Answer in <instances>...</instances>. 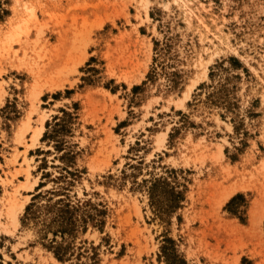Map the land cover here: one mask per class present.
Instances as JSON below:
<instances>
[{
    "label": "rangeland",
    "instance_id": "374dc122",
    "mask_svg": "<svg viewBox=\"0 0 264 264\" xmlns=\"http://www.w3.org/2000/svg\"><path fill=\"white\" fill-rule=\"evenodd\" d=\"M0 264H264V0H0Z\"/></svg>",
    "mask_w": 264,
    "mask_h": 264
},
{
    "label": "bare ground",
    "instance_id": "6f19581e",
    "mask_svg": "<svg viewBox=\"0 0 264 264\" xmlns=\"http://www.w3.org/2000/svg\"><path fill=\"white\" fill-rule=\"evenodd\" d=\"M23 20V19H22ZM29 20L30 19H25L22 23H20V24H17V25H15L14 26V28H12V30L9 32V34L7 35V37H6V40L4 41V44H9V47H11V43L12 42H19V41H21L20 40V35H22L23 33H27L28 31H27V29H28V22H29ZM8 47V46H7ZM7 47H6V49H7ZM5 49V48H4ZM41 128V127H40ZM42 128H43V126H42ZM36 133H35V135L34 136H32V140H38L40 137H41V135H42V129L41 130H38V131H35ZM13 202V201H12ZM16 203V202H15ZM21 206V205H20ZM22 206H24V205H22ZM21 206V207H22ZM16 208H18V206L16 205V204H12L11 206H10V211H9V214H10V216L15 220V221H17L18 220V218H17V209Z\"/></svg>",
    "mask_w": 264,
    "mask_h": 264
},
{
    "label": "trees",
    "instance_id": "16d2710c",
    "mask_svg": "<svg viewBox=\"0 0 264 264\" xmlns=\"http://www.w3.org/2000/svg\"><path fill=\"white\" fill-rule=\"evenodd\" d=\"M238 198H239V196H238V197H235V198L232 200V203H234ZM58 253H59V252H58Z\"/></svg>",
    "mask_w": 264,
    "mask_h": 264
}]
</instances>
